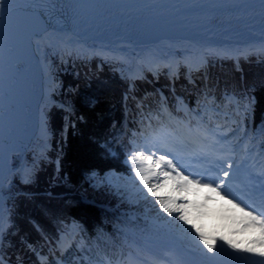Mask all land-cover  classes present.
<instances>
[{"label": "trees", "instance_id": "1", "mask_svg": "<svg viewBox=\"0 0 264 264\" xmlns=\"http://www.w3.org/2000/svg\"><path fill=\"white\" fill-rule=\"evenodd\" d=\"M237 58L238 63L229 57H207L202 73L191 75L195 83L182 75L171 83L162 74L155 79L150 73L133 81L120 74L112 60L101 63L96 57L70 58L59 76L61 105L52 104L42 111L51 133L46 152L49 160L24 153L22 157L31 168L27 179L20 182L10 174L0 243L4 264H106L115 260L129 264L130 245L140 248L167 243L168 228L180 232L181 226L196 236L194 225L206 236L223 242L217 236L229 235L225 228L235 223L233 217L225 216L228 209H218L212 221L217 224L212 228L207 224L212 211L201 210V203L197 212L190 204L191 224H183L175 219L179 213L169 217L155 203L157 197L169 199L159 195L161 189L176 194L181 181L160 176L163 186L156 189V196L149 195L127 161L138 149L152 155L144 143L151 133L145 135L136 125L146 127V118L155 115L157 107L150 94L155 88L165 94L172 111L173 105H183L192 123L208 129L211 117L237 127L241 123L248 126L251 120L248 140L264 147V52ZM138 101L140 106H136ZM130 110L134 124L126 128ZM254 132H258L255 137ZM157 160L152 155L149 163ZM188 191L187 187L182 192ZM71 225L76 228L75 244L62 254L57 245ZM182 234L184 241L175 247L185 246L191 238L187 232ZM248 234L260 236L258 228Z\"/></svg>", "mask_w": 264, "mask_h": 264}, {"label": "rangeland", "instance_id": "2", "mask_svg": "<svg viewBox=\"0 0 264 264\" xmlns=\"http://www.w3.org/2000/svg\"><path fill=\"white\" fill-rule=\"evenodd\" d=\"M258 34V33H257ZM262 35V34H259ZM264 36V35H263ZM202 38V37H201ZM216 39H222L221 37H215ZM198 39V38H196ZM226 39H232L233 41H235L236 44H242L245 42V40H240V37L238 38H234V37H228ZM234 44V45H236ZM38 50L43 58V60L45 61V64L47 66L46 69V74L47 76L50 78L49 82H48V89H49V95L47 99H41L40 104H39V108L41 109V112L49 107L50 105H61L60 100L58 98V96L60 95V89H61V82H60V74L64 73L66 71V66L67 64H69V62L72 61V59L70 58H84V59H90L92 57H96L98 58L101 63H107V60H112L114 61V63H116L120 69V72H124V73H128L130 71L131 68H133L135 65L133 63H130L129 60H126L123 57H120L118 55H114L112 53H104V52H98V51H93V50H89V49H81V48H77V47H67V46H63L60 45L58 43H52V42H41L38 46ZM180 49L179 48H175L172 51L169 50V48H165L162 53L160 54L165 60L164 62H159L156 64H144V62H140L137 68L140 70L142 68H144V66H148L150 68V70H159L160 68L162 69L163 67H166L165 69H168V71L170 70L169 68V62L170 61V57H172V55H178L179 54ZM236 51V50H235ZM260 51H264V46L261 45H250L247 46L246 49L237 52V53H230L227 51H219L216 50L214 48L212 49H204L202 50L201 54L199 55V57L197 58L196 61V65H201L207 57H216V58H221V57H229V58H236L242 55H246L248 53L251 52H260ZM173 52H175L174 54H172ZM174 63V61H173ZM187 64L186 62H184L182 59H176L175 60V65H173V74H176V70L178 68V64ZM153 65V66H152ZM200 67V66H199ZM117 69V70H119ZM167 71V70H166ZM192 70H188L186 69L184 76L185 79L187 80L188 77H191L189 75H191ZM164 74H166V72L163 70ZM163 72H161V74H163ZM191 72V73H190ZM122 73L124 76L125 74ZM57 97V98H56ZM68 109H70V106H68ZM43 120H44V126L45 129L48 133V138L47 140H49V138L51 137V133L48 129L47 126V122H46V118L45 115L43 114ZM236 130H232V129H228V132L226 134L228 135H233V137L231 138V145H235L238 146V143L242 141V138L240 137V141L238 142V139L234 138V134H235ZM258 132H254V137ZM245 136V134H244ZM33 142L31 147H35L37 148V146L40 147V143L39 141H37L36 138H33ZM151 140V139H150ZM150 140H144V143L153 151L151 152L152 154L154 153V156H156L157 159H159V157L161 155H164L166 159H170L169 155L166 152L161 153L160 151H155L154 147H152L153 145H150ZM242 147H243V142L241 143ZM257 149H252L250 153L255 154L259 157H261V159L258 160V162H262L264 163L263 160V155L262 153H264V148L261 149L260 151H255ZM170 154V153H169ZM170 155H174V154H170ZM244 155L246 156V158H248V153L245 152ZM13 156L15 157V159L13 160ZM47 156V155H46ZM45 157V156H43ZM9 159H11V164H12V160H13V164L10 165V169H15V172L20 170V166L24 165L25 161H22L20 159V157H16V155L14 153H9ZM8 159V161H9ZM40 159V158H39ZM44 160V159H43ZM172 160V159H170ZM249 161L245 160V161H240L236 164H240L241 168L239 171V177H236V180H240L243 182V184L245 186H252L254 185V181H250L249 180V176H255L257 171H256V167L258 166V163H255V165L253 166L250 165V163L248 164ZM148 164H150L149 162H146ZM175 164V163H174ZM60 162L57 159L56 160V167H58V170L60 169ZM164 168V165L162 164L161 166L159 165L158 167L153 168V171L156 173H159L161 171V169ZM178 169V167H177ZM260 171L262 169H264V167H260L259 168ZM180 171V169H178ZM181 174L183 175H188V173H183L182 171H180ZM20 173V171H19ZM174 174V173H173ZM190 179H192V177L189 176ZM1 179H5L4 177H1ZM27 177L24 178V180H26ZM153 179H156V177H154ZM9 180L10 177L7 178L4 181H1L2 186L4 185L5 187L8 186L9 184ZM190 189V192H182V191H178L176 194L170 192L168 189L163 188L161 189L158 193L159 195L171 198V199H175L176 201H180L181 203H188L189 205L191 204V207L193 208L194 211H199L201 203H203L202 208H207L208 211H212L211 213H208L211 215V217L209 219H207L209 222H207L208 225H210L212 228L217 224V223H213V217L216 215V213L218 212V209L221 211L222 208H226V210L228 209V211H225L224 214L225 216H231L233 217L235 223L230 227H226L225 230H230V234H223L224 237H226L228 240L232 241L233 243L237 244L239 248H245V247H251L252 245V241L254 240H258L260 238V236H252L250 234H248L250 232V230L255 231L256 228L250 227L251 229H247L248 227H242L243 225L246 226L247 224V220L246 218L243 216V214L237 209L234 208L231 204L228 203V199L229 198H221V196H218L215 192L209 190L208 188H204V187H200V186H196V185H188L187 186ZM6 196L3 195V203H5V198ZM201 198V200L198 202L197 198ZM194 201V202H193ZM1 209V206H0ZM1 210H3V213L1 212ZM0 210V217H2V221H4V225L6 223V211L5 209H1ZM192 213V212H191ZM195 213V212H193ZM71 237L74 236V234L76 233V228L71 225ZM242 231V232H241ZM167 232L169 233V242L170 243H179L181 241H184V236L182 234V231H175V230H171L168 228ZM222 232V231H221ZM260 232V231H259ZM216 237V236H215ZM219 235L217 236V238L219 239ZM197 243H199L198 241V237H197ZM223 242L218 241L217 242V249H219L220 245ZM132 249H134L135 251H143L142 250H138L136 247H134L133 245H130ZM224 249L225 251L220 252L219 255H217L216 260L214 262V264H255V262L260 261L261 258L259 256L250 254V253H244V252H234L231 248L228 247L227 244H224ZM258 247V246H257ZM200 248H203V244L200 243ZM155 250L158 252V255L160 257V261L162 262V264H208V262L204 261L203 258L201 257V255L199 254L198 250L196 249L195 244L192 243L191 238L188 240V242H186V245L183 246V248L181 247L180 250H177L174 246H168L165 244L162 245H158ZM206 252V249H205ZM152 254V253H151ZM230 254V255H229ZM208 255H213L212 253H209ZM137 260H140L137 258ZM7 264V263H6Z\"/></svg>", "mask_w": 264, "mask_h": 264}, {"label": "snow or ice", "instance_id": "3", "mask_svg": "<svg viewBox=\"0 0 264 264\" xmlns=\"http://www.w3.org/2000/svg\"><path fill=\"white\" fill-rule=\"evenodd\" d=\"M35 2V0H33ZM12 0H0V21H3L5 16H11L15 9L10 5ZM264 7V3H261ZM27 12H33L35 15L40 16L42 13L37 9L29 8L24 9ZM63 31V29L56 28L51 24L45 23L40 31L33 34V38L39 41L43 37V33ZM237 58V63H238ZM247 110V106H245ZM261 134L264 135V129L261 130ZM204 140L209 141L205 145L204 155L209 160L211 167L208 168V173H216L215 176L208 175L206 173H189L188 175H183L177 169V165L173 163L172 160L166 159L164 155H161L157 161L148 164L146 162L152 161V155H144V149H138L131 153L128 158V163L133 166V171L136 177L139 179L140 184L143 185V189L149 195L156 196V189L163 186V183L159 180L160 176H163L165 180L177 178L181 183L177 185V191H183L187 189L188 185H196L215 192L221 198H229L228 203L234 208H237L247 220L246 227L258 228L260 231V238L258 240L252 241L251 247L239 248L237 244L230 240H226L224 237L219 239L223 241L219 249H217V239L215 237L206 236L199 228L193 225V230L196 236H193L188 229H184L181 226V230L187 232L191 237V241L195 244L196 249L208 264H214L217 255L220 252L225 251L224 244H227L234 252H244L250 253L261 258H264V169L257 172L255 176H249L250 181H254V185L246 186L244 192L250 193L247 199H241L240 195H234L232 185L236 182L237 174L240 171L241 165L234 164L233 158L229 153L233 152L234 149L228 147L217 148L216 145L220 143L219 139L210 130H205ZM171 150L170 148L168 149ZM264 154V153H262ZM160 164L164 165L159 173L153 171V168L158 167ZM175 174V177L173 176ZM189 176L193 178L190 179ZM153 177H156L154 182ZM201 181H204L201 183ZM251 200L252 202H248ZM259 201V205L255 203ZM3 203V190L0 186V205ZM155 203L159 204L160 210L167 214V216L172 217L173 213H179L175 217L176 220L182 221L183 224H191L188 218V208L190 205L188 203L177 204L175 199H165L157 197ZM3 237V226L0 224V243H2ZM197 237L199 243H197ZM200 243L203 244V248H200ZM258 246V247H257ZM206 249V252H205ZM212 253L213 255H208ZM230 255V254H229ZM0 264H4L2 257H0ZM255 264H264V259L255 262Z\"/></svg>", "mask_w": 264, "mask_h": 264}, {"label": "water", "instance_id": "4", "mask_svg": "<svg viewBox=\"0 0 264 264\" xmlns=\"http://www.w3.org/2000/svg\"><path fill=\"white\" fill-rule=\"evenodd\" d=\"M33 3L12 0L10 6L16 11L0 21V162L5 173L12 171L9 153L20 156L29 151L37 113H41V70L30 37L48 22L38 16L41 24L27 26L20 18L24 9H35Z\"/></svg>", "mask_w": 264, "mask_h": 264}, {"label": "bare ground", "instance_id": "5", "mask_svg": "<svg viewBox=\"0 0 264 264\" xmlns=\"http://www.w3.org/2000/svg\"><path fill=\"white\" fill-rule=\"evenodd\" d=\"M220 5H223V3ZM42 17L44 18V15H42ZM20 18L23 19V23L27 26L28 25L38 26L39 24H41V22H43V20L39 21L38 16L35 15L34 13L29 14L28 12L25 13V11L20 13ZM93 22L99 23V20L95 18ZM99 25L106 26L104 23H102V21L99 23ZM57 28L63 29V31L52 32L50 30L49 32L43 33V37L39 41V44L41 42H52V43H58L60 45L67 46V47H77L81 49H89L93 51L112 53L114 55H118L120 57L125 58L126 60H129L130 63H133L135 65L133 68L130 69L131 73L129 74L131 77H134L136 74L139 77L146 70L149 69V67L145 65L144 68L139 70L137 68L138 66L136 65H138L140 62H144V64H148V63L156 64L159 62L165 63L166 59H164L160 55L165 48H169L170 51H172L175 48L180 49L179 54L172 55V57H170L171 58L170 61H168L170 70L169 71L168 69L164 70L168 76L167 78L171 80L173 78H176L175 75H172L173 74L172 70H174L173 65H175L174 63L176 59H182L184 62H186L189 65H195L197 58L199 57L202 50L204 49L214 48L219 51L224 50L230 53H237V52H240L246 49L247 46H250V45L264 46V36L263 35H259L252 31H247L244 29L240 30L242 33L241 34L242 36H240V40L241 41L245 40V42L240 45V44H236L235 41H233L232 39H226L228 37H225V36L221 37L222 39H216L215 36H208V35H203L201 36L202 38L198 37V39L185 38V37H182V38L173 37V38H158L153 41H140L137 43L126 42V41L117 39L114 41H110L108 43V42L101 41V40L100 41L93 40L85 35L77 34L73 32L72 30H69L65 26H58ZM30 42L32 44V48L35 54L38 57L40 70H41V80H42L41 81L42 83L41 98L42 100L47 99L49 95V89L47 85L50 79L46 74L47 66L38 50L39 45H38L37 40L34 39L33 37H30ZM174 53L175 52H173L172 54ZM99 68L100 67L97 66V69ZM177 71L178 70H176V72ZM184 131L188 132V129L185 128ZM33 137H35L37 141H39L40 147L45 145L44 143L46 142L48 138V133L44 126L42 112L40 114L37 113L35 126L33 129ZM40 147L37 146V148H40ZM0 148H1V145H0ZM1 157H2V160L6 158L4 155H2ZM254 159L257 162L259 159H261V157H259L258 154L257 155L253 154L250 156L249 160H254ZM3 169L4 168L2 167V163L0 162L1 176L6 174L4 171H2ZM0 224H2L4 228L5 225H4V221H2V217H0ZM40 259L41 261H44L45 257H41ZM236 264H239V263H236Z\"/></svg>", "mask_w": 264, "mask_h": 264}]
</instances>
